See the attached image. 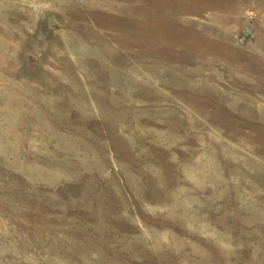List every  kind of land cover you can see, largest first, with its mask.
Returning <instances> with one entry per match:
<instances>
[{
  "label": "rangeland",
  "instance_id": "1",
  "mask_svg": "<svg viewBox=\"0 0 264 264\" xmlns=\"http://www.w3.org/2000/svg\"><path fill=\"white\" fill-rule=\"evenodd\" d=\"M0 264H264V0H0Z\"/></svg>",
  "mask_w": 264,
  "mask_h": 264
}]
</instances>
